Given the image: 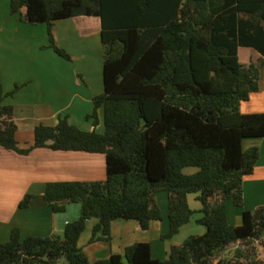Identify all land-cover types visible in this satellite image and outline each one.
Wrapping results in <instances>:
<instances>
[{"label": "trees", "instance_id": "16d2710c", "mask_svg": "<svg viewBox=\"0 0 264 264\" xmlns=\"http://www.w3.org/2000/svg\"><path fill=\"white\" fill-rule=\"evenodd\" d=\"M11 12L27 24H46L49 45L43 48L67 61L72 56L57 45L55 23L100 20L105 91L87 119L98 127L103 109L105 133L60 118L54 127L37 126L34 144L21 149L14 108L3 104L20 87L4 94L0 83V146L23 156L41 148L102 154L107 178L49 183L43 196L49 208L63 213L80 204L79 220L66 226L64 237L23 240L15 228L0 244V264H264L257 243L264 236V207L245 211L241 226L229 224L227 211L228 202L243 207L244 180L260 159L258 148L243 151V140L264 138V113L240 110L260 92L264 0H12ZM242 48L258 52V62L241 63ZM190 168L196 172L185 174ZM162 192L170 225L163 240L179 235L197 213L191 195L202 205L197 223L206 232L173 246L165 261L152 258L150 244L136 243L124 257L90 262L79 246L88 221L99 220L91 243L111 241L119 219L148 231L163 220L156 199ZM33 198L19 207L29 208ZM230 247L237 248L235 257H222Z\"/></svg>", "mask_w": 264, "mask_h": 264}, {"label": "crops", "instance_id": "0c3cea01", "mask_svg": "<svg viewBox=\"0 0 264 264\" xmlns=\"http://www.w3.org/2000/svg\"><path fill=\"white\" fill-rule=\"evenodd\" d=\"M11 1L0 0V83L4 94L20 87L13 97H7L3 101L4 105L14 108V121L18 127L16 140L19 147H31L35 142L36 127H54L60 118H68L71 125L81 130H95L104 134L103 109L98 111V127L94 126V119H87V116L94 112L95 97L105 91L100 20H76L65 28V31L62 25L73 22L70 21L72 19L55 23L53 34L61 48L69 49L63 35H85L91 34L93 30L99 33L98 36L88 38L89 40L96 37L97 44L93 49L88 45L82 46L89 47L88 58L81 54L77 56L78 60L74 61L72 57V61H67L53 49L43 48L49 45L47 25L25 23L20 14H12ZM90 49L94 52H90ZM257 58H260L258 52L255 56V59ZM250 59L253 60L251 57ZM79 74L82 77L85 74L84 82L79 79ZM240 110L243 114L264 113L262 77L260 92L253 94L249 102L241 105ZM242 148L244 152L258 148L260 159L254 173L244 180L243 207L238 208L231 202L238 210L232 226L243 224L245 211L254 212L264 207V138L244 139ZM106 178V158L102 154L60 152L41 148L23 156L0 146V244L10 241L15 228L20 229L23 240L29 237H64L66 226L79 220L81 205L71 204L65 212L54 213L43 197L47 185L54 182L105 181ZM28 195L34 198L29 208L21 209L19 204ZM191 196L196 203V195ZM201 210L202 205L194 211L200 214ZM98 223L99 220L95 218L88 221L79 242L80 248L92 263L108 259L112 255L124 256L126 248L136 243L150 244L153 259H156L153 257L155 248L161 246L165 247V251H171L175 246L170 242L165 243L168 241L164 242L162 239L170 229L168 209L167 216H163L160 222H153L148 231H143L136 221L119 219L111 225V241L98 240L91 243L94 228ZM202 230L204 234L206 228ZM102 237V233H98L97 238ZM169 254L170 252L167 259Z\"/></svg>", "mask_w": 264, "mask_h": 264}, {"label": "rangeland", "instance_id": "374dc122", "mask_svg": "<svg viewBox=\"0 0 264 264\" xmlns=\"http://www.w3.org/2000/svg\"><path fill=\"white\" fill-rule=\"evenodd\" d=\"M80 19H84L85 22L93 21L92 18H76L75 20L74 19L70 20L73 22L68 23L66 25H62V28H64V31H65V28L69 27L71 24L75 23L76 20H80ZM96 20H98V19H96ZM64 23H67V22H64ZM64 31H62V32L64 33ZM98 34L99 33L97 30H93L91 34L85 33V35H79V36L78 35H71V36L67 35V37H65V35H63V40L66 42L67 46H69V49H67V48H64V49L74 58V61L78 60L77 56H81V54H84L88 58L87 52L89 51V47L93 49L94 45L97 44V42L95 43L96 37H94L93 39L90 38L89 40H88V38L93 36V35L98 36ZM86 45H88L89 47L87 46L88 48H82V46H86ZM92 49H90V52L93 53L94 50H92ZM256 55H257L256 51H254L252 49L242 48V49H240V53H239L240 62L243 64H249L250 62H258V58L255 59ZM250 57L253 59L252 61H250L251 60ZM84 75H83V77H85ZM261 77H262V84L264 87V70L261 73ZM195 172H196V169H193V168L185 170V174H188V175L194 174ZM156 199H157V203L161 209L162 215L166 217L167 216V209H168L167 193L166 192L160 193ZM189 203L191 205L192 210H197L201 206V204L199 202L195 203L193 196L190 197ZM227 211H228L229 222L232 225L234 220H235L234 215H235L236 211H238V210L231 202H228L227 203ZM201 217H202V215L196 213L193 216L191 222L180 231L181 233L178 236V238H174V239H172V241L165 239L164 242L168 241L165 243L170 242L171 245L174 244L175 246H178L179 244L181 245L183 242H185L191 236L201 235L202 234L201 231H203L202 229H204V227L197 223V221ZM244 246H246V245H244ZM236 250H237V248L230 247L225 252H223L221 256L224 258L233 259L236 255ZM249 250L252 251V248L250 247ZM153 252H154L153 257L156 258V260L165 261L167 259V254L170 251H169V249H168V251H165V247L163 248L160 246L158 248H155ZM255 257L257 258V260H261L263 258L260 255H258V256L255 255Z\"/></svg>", "mask_w": 264, "mask_h": 264}, {"label": "built area", "instance_id": "2783aa9c", "mask_svg": "<svg viewBox=\"0 0 264 264\" xmlns=\"http://www.w3.org/2000/svg\"><path fill=\"white\" fill-rule=\"evenodd\" d=\"M260 242H264V236L262 237V239H261L260 241L257 242L259 248H260L261 250H263L264 248H263V246L260 244Z\"/></svg>", "mask_w": 264, "mask_h": 264}]
</instances>
